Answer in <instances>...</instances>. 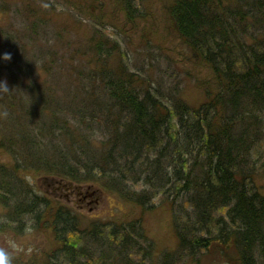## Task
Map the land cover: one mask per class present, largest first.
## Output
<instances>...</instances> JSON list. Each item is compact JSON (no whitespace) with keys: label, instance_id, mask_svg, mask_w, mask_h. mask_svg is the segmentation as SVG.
Here are the masks:
<instances>
[{"label":"trees","instance_id":"1","mask_svg":"<svg viewBox=\"0 0 264 264\" xmlns=\"http://www.w3.org/2000/svg\"><path fill=\"white\" fill-rule=\"evenodd\" d=\"M116 1L132 19L134 3ZM169 15L192 57L213 73L198 107L182 101L166 105L135 84L125 67L101 66L88 75L99 82L89 104L108 132L100 149L92 144L93 134L69 130L64 117L46 105L30 129L16 117L6 128L18 133L0 144L16 157L11 169L0 164V202L8 213L0 218V232L11 224L18 229L30 218L33 228L50 227L54 240L41 262L26 264H132L139 248L135 241L145 239L132 220L82 225L67 206L54 209L47 220L41 214H47V200L18 175L23 164L76 185H95L133 205L152 199L137 191L140 183L159 189L154 194L162 199L172 193L180 197L190 215L176 221L177 251L164 253L161 264H264V194L253 181L251 164L264 128V47L255 36L251 43L239 36L243 16L264 27V0H174ZM97 47L106 46L101 41ZM83 118L80 126L87 125ZM40 127L48 128L47 134L62 133V140H69L66 151L50 140L36 141L30 131Z\"/></svg>","mask_w":264,"mask_h":264},{"label":"rangeland","instance_id":"2","mask_svg":"<svg viewBox=\"0 0 264 264\" xmlns=\"http://www.w3.org/2000/svg\"><path fill=\"white\" fill-rule=\"evenodd\" d=\"M93 1L0 0V54H11L10 60H0V144L6 145L10 134L16 138L17 131H6L14 117L30 129L36 120L32 118L46 105L52 107L57 116L64 117L66 121H62L69 130L79 127L93 134L89 135L93 139L91 143L100 149L107 128L97 117L96 107L89 104V97L99 91V82L94 83L91 76L101 66L106 69L125 67L134 74L135 84H142L143 89L157 94L166 105L182 101L192 108L205 101V89L213 73L207 65L192 57L178 35L169 15L174 0H131L136 11L130 20L118 1L102 0L103 6ZM252 21L247 23L243 16L239 36L248 43L255 36L264 47V27L261 22L257 26ZM101 41L106 47L99 49L97 45ZM211 90L214 92L216 86ZM92 115L96 119L88 122ZM81 117L87 120L86 126L79 125ZM262 129L255 142L251 164L253 181L264 194ZM47 132L48 128L41 127L30 131L37 137L36 141L50 140L66 151L69 140H62V133L58 131L54 135ZM15 158L13 151L6 147L0 149L1 165L11 169ZM192 161L189 157L187 164ZM21 167L24 169L18 173L21 180L49 204L47 214L41 213L47 220L52 221L50 213L60 206L72 209L82 225L90 221L121 223L132 220L145 239L135 241L139 248L135 250L138 251L136 256L131 255L132 264H161L164 253L177 251L175 223L180 217L183 221L187 219L191 210L173 193L165 200L161 193L154 194L160 192L159 189L140 183L137 191L145 190L152 199L146 205H133L95 185H76L65 178L34 170L30 164ZM59 185L73 189L70 202L56 194ZM4 207L0 202L2 219L8 214ZM177 209L179 211L175 212ZM22 222L18 229L16 224H11L10 229L0 232V248L10 252L12 264L35 260L39 263L54 242L52 229L46 227L44 232L33 228L30 218Z\"/></svg>","mask_w":264,"mask_h":264},{"label":"clouds","instance_id":"3","mask_svg":"<svg viewBox=\"0 0 264 264\" xmlns=\"http://www.w3.org/2000/svg\"><path fill=\"white\" fill-rule=\"evenodd\" d=\"M11 59V54L4 52L0 54V60L8 61ZM13 257L7 249L0 248V264H12Z\"/></svg>","mask_w":264,"mask_h":264},{"label":"flooded vegetation","instance_id":"4","mask_svg":"<svg viewBox=\"0 0 264 264\" xmlns=\"http://www.w3.org/2000/svg\"><path fill=\"white\" fill-rule=\"evenodd\" d=\"M56 190H58V191H56V192H58L56 194L60 195V197H64L67 202H70V197L74 194L73 189L71 190L70 187L67 185H65V187L62 185H59L58 187H56ZM57 197H59V196H57Z\"/></svg>","mask_w":264,"mask_h":264},{"label":"water","instance_id":"5","mask_svg":"<svg viewBox=\"0 0 264 264\" xmlns=\"http://www.w3.org/2000/svg\"><path fill=\"white\" fill-rule=\"evenodd\" d=\"M62 186H64L65 187V185H62ZM71 187V186H70ZM79 186H76V188H78Z\"/></svg>","mask_w":264,"mask_h":264}]
</instances>
